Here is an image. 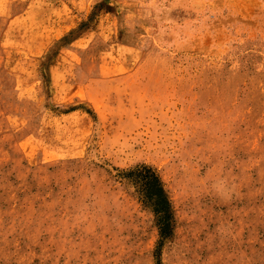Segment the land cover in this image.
I'll return each mask as SVG.
<instances>
[{
  "label": "rangeland",
  "instance_id": "obj_1",
  "mask_svg": "<svg viewBox=\"0 0 264 264\" xmlns=\"http://www.w3.org/2000/svg\"><path fill=\"white\" fill-rule=\"evenodd\" d=\"M0 264H264V0H0Z\"/></svg>",
  "mask_w": 264,
  "mask_h": 264
},
{
  "label": "trees",
  "instance_id": "obj_2",
  "mask_svg": "<svg viewBox=\"0 0 264 264\" xmlns=\"http://www.w3.org/2000/svg\"><path fill=\"white\" fill-rule=\"evenodd\" d=\"M127 177L133 176L138 183H140L141 191L145 197V200L153 209V212L157 216V222L161 236H165L169 228V213L165 196L157 177L154 173L146 168L141 167L139 169L130 171L125 174Z\"/></svg>",
  "mask_w": 264,
  "mask_h": 264
}]
</instances>
